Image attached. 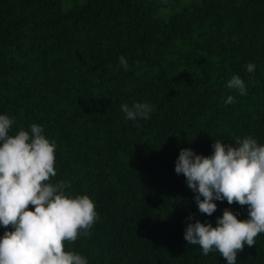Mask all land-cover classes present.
<instances>
[{
	"label": "trees",
	"instance_id": "trees-1",
	"mask_svg": "<svg viewBox=\"0 0 264 264\" xmlns=\"http://www.w3.org/2000/svg\"><path fill=\"white\" fill-rule=\"evenodd\" d=\"M234 75L246 95L226 88ZM143 102L150 119L125 120L121 104ZM0 114L15 118L10 135L41 125L57 145L53 182L96 205L91 236L66 251L88 264H227L188 245L186 224L215 226L225 208L244 220L247 206L200 213L174 167L182 148L264 144V0H0ZM237 264H264V234Z\"/></svg>",
	"mask_w": 264,
	"mask_h": 264
},
{
	"label": "clouds",
	"instance_id": "clouds-1",
	"mask_svg": "<svg viewBox=\"0 0 264 264\" xmlns=\"http://www.w3.org/2000/svg\"><path fill=\"white\" fill-rule=\"evenodd\" d=\"M119 64L129 70L125 56ZM248 73L254 63L246 65ZM226 88L247 94L239 75L226 83ZM227 96L225 103L234 104ZM125 120H148L155 106L148 102L121 104ZM15 118L0 114V264H88L87 258L66 251L65 243L91 236L99 216L88 195H73L70 181L53 182L57 176L56 142L49 140L41 125L33 123L29 130L10 131ZM212 154H196L182 148L174 171L183 174L187 187L195 194L198 211L207 216L217 210L214 201H227L247 206V219L240 220L225 208L216 224L199 220L186 224L183 238L188 245H198L202 254L218 252L227 264H237L245 245L253 247L264 234V144L252 136L237 137L233 143L215 140ZM29 205L33 206L29 209ZM194 214L186 218L192 221Z\"/></svg>",
	"mask_w": 264,
	"mask_h": 264
}]
</instances>
